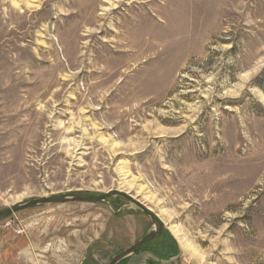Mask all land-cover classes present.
Instances as JSON below:
<instances>
[{
	"label": "rangeland",
	"instance_id": "1",
	"mask_svg": "<svg viewBox=\"0 0 264 264\" xmlns=\"http://www.w3.org/2000/svg\"><path fill=\"white\" fill-rule=\"evenodd\" d=\"M111 190L164 224L126 264H264V0H0V210ZM120 199L0 221V264H108Z\"/></svg>",
	"mask_w": 264,
	"mask_h": 264
},
{
	"label": "water",
	"instance_id": "2",
	"mask_svg": "<svg viewBox=\"0 0 264 264\" xmlns=\"http://www.w3.org/2000/svg\"><path fill=\"white\" fill-rule=\"evenodd\" d=\"M111 198H122L134 206L139 212L148 217L151 221L150 230L145 233L137 242L113 256L108 264H120L135 255L145 245L161 236L164 224L159 215L146 204L136 199L129 193L120 190H111L105 194L92 193H61L43 196L24 202H18L11 207L0 210V221H3L19 212L33 210L44 206L62 205L70 203H104Z\"/></svg>",
	"mask_w": 264,
	"mask_h": 264
},
{
	"label": "built area",
	"instance_id": "3",
	"mask_svg": "<svg viewBox=\"0 0 264 264\" xmlns=\"http://www.w3.org/2000/svg\"><path fill=\"white\" fill-rule=\"evenodd\" d=\"M15 221H17V219H15V220H12V218H10V219H6L5 221H4V226H3V229H6V228H10V227H13V223H15ZM15 225V224H14ZM27 226H21V228L20 229H18V230H15V232H16V234L17 235H25L26 234V228ZM61 244L62 242H61V240H56V241H54L53 243L52 242H50V244H48V249H51V247H52V245H54L55 247H56V245L57 244ZM65 245V247H66V244H64ZM53 249V248H52ZM64 249L65 248H62V250L64 251ZM62 251V252H63ZM43 257H45V256H43Z\"/></svg>",
	"mask_w": 264,
	"mask_h": 264
},
{
	"label": "trees",
	"instance_id": "4",
	"mask_svg": "<svg viewBox=\"0 0 264 264\" xmlns=\"http://www.w3.org/2000/svg\"><path fill=\"white\" fill-rule=\"evenodd\" d=\"M111 199H114V198H111ZM116 199L121 200L120 198H116ZM147 247H148V245L144 246L141 250H139V251L137 252V254H139V253H141V252H144V250H145ZM137 254H135V255H137ZM133 256H134V255H133ZM130 258H131V257H130ZM130 258H128L127 260L123 261V262L120 263V264H126V263L130 260Z\"/></svg>",
	"mask_w": 264,
	"mask_h": 264
},
{
	"label": "flooded vegetation",
	"instance_id": "5",
	"mask_svg": "<svg viewBox=\"0 0 264 264\" xmlns=\"http://www.w3.org/2000/svg\"><path fill=\"white\" fill-rule=\"evenodd\" d=\"M110 200V199H109ZM124 200V199H123ZM126 201V200H125ZM129 203V202H128ZM163 236H164V228H163V230H162V234H161V236L160 237H158L157 239H155V240H153L152 242H150V243H148L147 245L149 246V245H151V244H153L154 242H156V241H159L160 239H162L163 238ZM165 238V237H164ZM146 246V245H145ZM137 254V253H136Z\"/></svg>",
	"mask_w": 264,
	"mask_h": 264
},
{
	"label": "bare ground",
	"instance_id": "6",
	"mask_svg": "<svg viewBox=\"0 0 264 264\" xmlns=\"http://www.w3.org/2000/svg\"><path fill=\"white\" fill-rule=\"evenodd\" d=\"M185 247H186V249H187L188 251H190V252L193 253L194 255H197V251H194V249L191 248V246L185 245ZM195 250H196V249H195ZM198 256H199V255H198Z\"/></svg>",
	"mask_w": 264,
	"mask_h": 264
},
{
	"label": "crops",
	"instance_id": "7",
	"mask_svg": "<svg viewBox=\"0 0 264 264\" xmlns=\"http://www.w3.org/2000/svg\"><path fill=\"white\" fill-rule=\"evenodd\" d=\"M45 251H46V250H45ZM52 252H55V251H52ZM81 259H82V258H80V259H78V260H75V261L79 262V260H80V262H81ZM80 262H79V263H80Z\"/></svg>",
	"mask_w": 264,
	"mask_h": 264
}]
</instances>
